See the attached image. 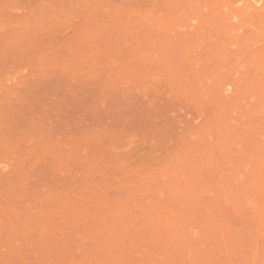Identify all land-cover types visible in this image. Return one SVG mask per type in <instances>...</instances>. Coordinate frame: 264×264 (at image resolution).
I'll return each mask as SVG.
<instances>
[{
  "label": "rangeland",
  "instance_id": "rangeland-1",
  "mask_svg": "<svg viewBox=\"0 0 264 264\" xmlns=\"http://www.w3.org/2000/svg\"><path fill=\"white\" fill-rule=\"evenodd\" d=\"M263 129L264 0H0V264H264Z\"/></svg>",
  "mask_w": 264,
  "mask_h": 264
},
{
  "label": "bare ground",
  "instance_id": "bare-ground-1",
  "mask_svg": "<svg viewBox=\"0 0 264 264\" xmlns=\"http://www.w3.org/2000/svg\"><path fill=\"white\" fill-rule=\"evenodd\" d=\"M263 131H264V129H263ZM201 242V241H200ZM196 243V242H195ZM198 244V243H197ZM210 244V243H209ZM211 245H213V244H211ZM199 248V247H198ZM204 248V250H205V247H203ZM206 248H209L208 246L206 247ZM208 250V249H207ZM202 251V250H201ZM206 251V250H205ZM209 251V250H208ZM208 251H206V252H203V253H200V254H204V253H208ZM198 254H199V252H198ZM207 255H209V254H207ZM206 255V256H207ZM197 256H200V255H197ZM202 256V255H201ZM204 257H205V255H204ZM203 256H202V258H204ZM209 257V256H208ZM195 258H196V256H195ZM199 258V257H198ZM202 259L200 258V261H201ZM204 260H205V258H204ZM206 260H207V258H206ZM205 260V261H206Z\"/></svg>",
  "mask_w": 264,
  "mask_h": 264
}]
</instances>
